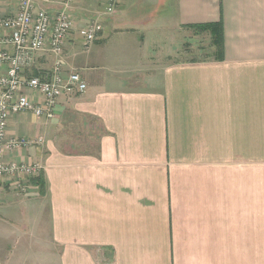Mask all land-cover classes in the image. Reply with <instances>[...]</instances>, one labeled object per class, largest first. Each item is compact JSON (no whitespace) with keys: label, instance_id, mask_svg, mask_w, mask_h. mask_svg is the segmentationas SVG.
<instances>
[{"label":"crops","instance_id":"1","mask_svg":"<svg viewBox=\"0 0 264 264\" xmlns=\"http://www.w3.org/2000/svg\"><path fill=\"white\" fill-rule=\"evenodd\" d=\"M105 2L68 8L62 67L86 87L8 117L42 142L7 157L42 167L23 192L0 178V264H264V0ZM216 22L220 50L197 27Z\"/></svg>","mask_w":264,"mask_h":264},{"label":"built area","instance_id":"2","mask_svg":"<svg viewBox=\"0 0 264 264\" xmlns=\"http://www.w3.org/2000/svg\"><path fill=\"white\" fill-rule=\"evenodd\" d=\"M0 0V178L12 177L15 187L25 191L24 178L41 170L40 162L8 158L7 154L42 142V137L7 135L10 114L30 112L51 118L58 98L83 90L86 83L76 71L62 67V47L71 30L69 5L72 0H17L14 10L2 12ZM40 3L42 5H40ZM115 0H106L104 13L115 10ZM45 5H47L45 7ZM50 5V7H49ZM101 30L97 20L79 29L83 43H90ZM54 56L48 73L31 69L38 54ZM31 71V72H30Z\"/></svg>","mask_w":264,"mask_h":264},{"label":"trees","instance_id":"3","mask_svg":"<svg viewBox=\"0 0 264 264\" xmlns=\"http://www.w3.org/2000/svg\"><path fill=\"white\" fill-rule=\"evenodd\" d=\"M220 25V22H216L213 24H201L197 26L200 29H209L210 31H212V42L218 45V50H220L222 46V31ZM34 182H36V184L38 185L39 191L43 192L44 182L42 177L40 175L35 177Z\"/></svg>","mask_w":264,"mask_h":264},{"label":"rangeland","instance_id":"4","mask_svg":"<svg viewBox=\"0 0 264 264\" xmlns=\"http://www.w3.org/2000/svg\"><path fill=\"white\" fill-rule=\"evenodd\" d=\"M210 31V30H209ZM212 39H213V36H212ZM192 43H195V45H203V46H209V44H210V40L209 39H207L206 37H201V36H198L197 38H196V41H192ZM192 53V54H191ZM201 54H207V51H201V52H198V51H196V52H194L193 53V51L192 52H188V55L189 56H200ZM209 54V53H208ZM46 59V58H45ZM44 62H43V64H44V66L46 67V69L50 66V61L49 60H43Z\"/></svg>","mask_w":264,"mask_h":264}]
</instances>
